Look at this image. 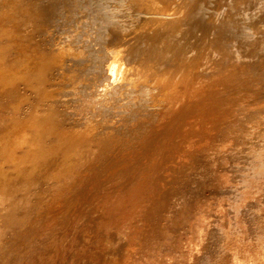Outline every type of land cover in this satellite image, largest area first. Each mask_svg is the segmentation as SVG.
<instances>
[{"label":"bare ground","instance_id":"1","mask_svg":"<svg viewBox=\"0 0 264 264\" xmlns=\"http://www.w3.org/2000/svg\"><path fill=\"white\" fill-rule=\"evenodd\" d=\"M123 1L0 0V264H264V0Z\"/></svg>","mask_w":264,"mask_h":264},{"label":"rangeland","instance_id":"2","mask_svg":"<svg viewBox=\"0 0 264 264\" xmlns=\"http://www.w3.org/2000/svg\"><path fill=\"white\" fill-rule=\"evenodd\" d=\"M90 1V2H89ZM87 0V2H85V3H83V4H80L79 6H78V9H76L74 12H72V13H70V14H68V17L66 18V17H62L61 19L59 18V23L57 24V25H55L54 27H52L51 28V30H50V33H49V35L46 37V46H48L50 49H52V50H54V49H56L57 48V46L58 45H60L59 44V42L61 41H64V40H66L67 38L69 39H73V38H75V41H76V39H77V41L79 42V43H81V42H85V41H88L89 40V38L90 37H92V36H94V34H95V32H97L98 31V29H100L99 28V26H101V24H103L104 25V23H101L100 21H102L101 19H104V18H100V16L98 17V14H95L96 13V10H97V8L99 7V6H95V5H93V4H96V3H98L97 1L95 2V3H91V0ZM118 1V2H117ZM123 0H109V2H108V4H109V6H110V8H112V9H110L111 11H110V13L111 14H114V13H112V11L113 10H117L118 9V7H119V4H122L123 2H122ZM119 3V4H118ZM127 3H128V1H127ZM93 5V6H92ZM116 5V6H115ZM118 5V6H117ZM90 6H92V7H90ZM92 9H93V12H92V20L90 19V17L88 16L89 15V13H91V11H92ZM95 10V11H94ZM94 14V15H93ZM90 15V16H91ZM100 15V14H99ZM94 16H96V17H94ZM64 18V19H63ZM97 20H96V19ZM94 19V20H93ZM98 20H100V21H98ZM98 21V22H97ZM56 29V30H55ZM128 30V31H127ZM126 31V34H125V36H126V38L127 39H129L130 37H131V32H130V30H131V28H129V29H127ZM93 33V34H92ZM90 34H92V35H90ZM51 36V37H50ZM73 36V37H72ZM89 36V37H88ZM127 36H129V37H127ZM88 37V38H87ZM48 38H49V40H48ZM51 38V39H50ZM61 39V40H60ZM88 39V40H87ZM48 40V41H47ZM85 40V41H84ZM51 43H50V42ZM81 41V42H80ZM60 42V43H61ZM77 42V43H78ZM48 43V44H47ZM50 43V44H49ZM47 47V48H48ZM48 48V49H49ZM97 48V47H96ZM99 54H101V53H99ZM93 68V69H92ZM92 71L95 69L96 70V67L94 66H92ZM122 99H125V100H123L125 103H126V101H127V98H123L122 97ZM123 101H121L122 103H123ZM122 103H120V105L122 104ZM125 103H123V105L121 106V107H119V108H121V111L123 112V109H122V107L124 108V106L125 105H127V104H125ZM118 108V110L116 111V109L115 110H113V111H116V112H112L113 113V115H112V113H111V115H112V117H113V119H115V117H116V119L118 120V117L120 118V116L119 115H117V114H119L120 113V109ZM125 111V110H124ZM121 112V113H122ZM120 113V114H121ZM118 116V117H117ZM115 119V120H116ZM260 261V260H259ZM243 263V262H242ZM249 263V262H248ZM247 263V264H248ZM244 264V263H243ZM246 264V263H245Z\"/></svg>","mask_w":264,"mask_h":264}]
</instances>
